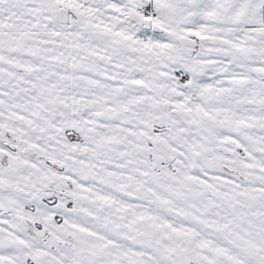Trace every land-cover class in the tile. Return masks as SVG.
Instances as JSON below:
<instances>
[{
	"label": "rangeland",
	"instance_id": "1",
	"mask_svg": "<svg viewBox=\"0 0 264 264\" xmlns=\"http://www.w3.org/2000/svg\"><path fill=\"white\" fill-rule=\"evenodd\" d=\"M136 33L150 43L151 54L159 56L155 85L144 93L143 109L113 107L121 104L116 92L115 99L97 110L95 125H79L85 132L76 145L85 148L89 143L95 150L76 162L92 177L129 179L144 188L126 192L149 207V217L153 214L152 221L134 234L144 248L165 251L161 260L214 264L215 244L222 237L247 231L264 217V55L252 48L247 61L238 47L198 44L196 55L188 56L166 29L141 25ZM3 65L0 185L10 180L4 176H12L17 193L34 194L51 204L55 173L76 166L70 152H75V142L67 136L70 125L59 123L55 114L65 109L39 97L29 101L22 65ZM65 174L71 184L73 177ZM31 175L37 181L49 176L52 182H37L36 194L27 184ZM7 211L0 208V213ZM107 225L117 232L111 222ZM105 256L99 251L84 257Z\"/></svg>",
	"mask_w": 264,
	"mask_h": 264
},
{
	"label": "crops",
	"instance_id": "2",
	"mask_svg": "<svg viewBox=\"0 0 264 264\" xmlns=\"http://www.w3.org/2000/svg\"><path fill=\"white\" fill-rule=\"evenodd\" d=\"M148 5L157 14L152 23L140 12ZM58 8H65L74 21L57 20ZM141 25L166 29L175 41L177 36L186 37L192 47L196 40L239 51L253 48L264 55V0H0V67L4 62L9 69L10 62L21 64L29 101L39 97L59 103L52 105L65 109L55 113L58 122L81 136L85 129L79 125H95L97 110L115 99L116 92L121 104L113 107L144 108V93L155 85L160 64L150 43L137 36ZM191 49L188 46L182 53L193 56L199 50ZM68 140L75 142V152H70L76 166L65 173L73 180L67 183L65 173H55L53 203L17 193L14 177L4 176L10 180L0 185V208L8 209L0 213V264H185L161 260L165 251L144 248L134 238L153 214L149 217V207L126 192L144 188L129 179L92 177L86 166L77 163L95 149L89 143L78 148L80 140ZM83 173L91 177L83 178ZM48 179L37 181L31 175L27 184L34 192L37 182H52ZM39 189L48 192L47 187ZM150 190L154 187L145 188ZM109 222L117 232L109 229ZM238 233H228L226 240L222 237L215 244L214 264H264V217ZM99 251L106 255L100 260L84 257Z\"/></svg>",
	"mask_w": 264,
	"mask_h": 264
},
{
	"label": "flooded vegetation",
	"instance_id": "3",
	"mask_svg": "<svg viewBox=\"0 0 264 264\" xmlns=\"http://www.w3.org/2000/svg\"><path fill=\"white\" fill-rule=\"evenodd\" d=\"M155 12V11H154ZM156 20H157V14H156ZM148 22L152 23L154 22L155 20L153 21H150L149 19L147 20ZM146 23V22H145ZM188 38L186 37H183V36H177L176 37V41H177V44H178V47L179 49L182 51L186 50L187 47L189 46V48H192L190 50V52H193L196 50V48L198 47V42L195 40L194 43H195V47H192V45H188V43L186 42ZM251 58V56H249ZM176 73H179V71H176ZM164 128H167V126H165ZM67 136L70 140H77V141H81V136L78 135V133H76L74 130L70 129L67 131ZM27 151H29V147H24ZM25 150V151H26ZM16 187L18 188L19 186L16 184ZM15 188V187H14ZM28 195V194H27ZM48 235H49V231H48ZM61 243V242H60ZM47 261L49 262H52V259L51 258H47Z\"/></svg>",
	"mask_w": 264,
	"mask_h": 264
},
{
	"label": "water",
	"instance_id": "4",
	"mask_svg": "<svg viewBox=\"0 0 264 264\" xmlns=\"http://www.w3.org/2000/svg\"><path fill=\"white\" fill-rule=\"evenodd\" d=\"M54 16L57 20L62 21V22H73L74 18L71 14L68 13V11L65 8H58L54 10ZM239 54L241 57L247 61L250 60L249 53L247 51H239Z\"/></svg>",
	"mask_w": 264,
	"mask_h": 264
},
{
	"label": "built area",
	"instance_id": "5",
	"mask_svg": "<svg viewBox=\"0 0 264 264\" xmlns=\"http://www.w3.org/2000/svg\"><path fill=\"white\" fill-rule=\"evenodd\" d=\"M142 14L144 17L150 19V20H156V13L154 10L150 7H144L142 8Z\"/></svg>",
	"mask_w": 264,
	"mask_h": 264
}]
</instances>
